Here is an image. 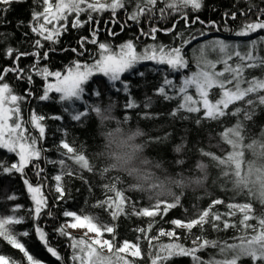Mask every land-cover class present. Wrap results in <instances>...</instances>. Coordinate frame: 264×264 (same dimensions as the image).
<instances>
[{
    "label": "trees",
    "instance_id": "trees-1",
    "mask_svg": "<svg viewBox=\"0 0 264 264\" xmlns=\"http://www.w3.org/2000/svg\"><path fill=\"white\" fill-rule=\"evenodd\" d=\"M35 5L33 0H26L24 3H13L10 10L6 14L0 15V67H9L13 64L11 59L5 58L4 52L11 47L19 49L21 52H32L34 49L31 46L32 41L37 37L30 33L27 26L32 19V8ZM236 7H246L244 0H203V7L199 12L189 10V23L196 16L206 23L208 21H216L221 26V31H216L212 28H204L203 25L196 23L191 25V29L185 28V23L179 17L169 18L156 22L158 27L171 28L172 23L176 22L177 32L184 34L186 39L190 32H198L204 29L208 33L207 36L200 37L198 40H193L191 44L183 48V55L188 61V67L178 72H172L164 66H157L151 61H145L137 65L136 69L131 72H126L122 75V79L130 84L131 97H127L122 93L112 94L108 88L107 78L102 74H96L88 83L84 85L85 96L80 102L75 105H68L59 102V94L50 93L49 101H40L37 97L42 94L45 86V81L36 75H33V84L29 85L26 81H18L12 73L6 77V81L14 89L18 95L24 96L26 90L31 88L33 96L21 103V114L25 120L29 119L30 114L35 112L38 115L45 117L42 123L45 126V136L40 139L39 133L28 125V130L31 135L38 138L37 147L41 149V158L30 163L25 172L27 177L35 184V168L33 164H38L43 169L42 176L45 178L41 183L45 184V194L49 197V205L54 213V217L47 215L42 216L39 223L48 233L50 243L58 249V251L67 259L70 250L68 249V239L60 236L53 231L59 225L65 224L68 218L61 215L64 210L75 211L79 215H89L96 217V223L115 226V236L117 244H121L124 240L137 242V237H140V245L143 259H137L136 264H150L147 258L148 242L143 238V234L136 231L138 228L147 229L149 224L153 227L149 230L148 235L157 236L159 229L171 231L174 225L170 223L173 219H181L183 221L194 218L201 210L207 209L213 199H222L224 204L217 205L213 211L224 213L228 211L226 205L229 203L253 204L256 215L264 214V200L256 201V195L264 189V152L260 151V144L264 143V138L260 137V132L264 130V106L259 104L247 105L243 101H238L229 106L228 112L235 111L236 108L241 109L239 116H226L221 121L207 120L203 116V110L200 113H187L181 111L178 116H172L171 113L177 109L179 103V94L172 88H167L169 95L176 96L172 100H165L162 96L156 93L157 88L162 82L163 76L168 75L177 86H181V81L185 76L191 75L197 71L196 63L200 58L201 53L199 48L201 45L215 40L223 39L229 43L245 44L249 39H256L257 34L251 37H236L229 32L223 31L224 18L223 13L234 11ZM132 9V5H128V10ZM112 14L104 12L97 16L99 19V41L110 42L113 47L122 44L123 42L133 38L138 34V27L133 25L131 28H126L121 32L120 24L114 26L111 23L106 25V21L111 20ZM86 15H82L81 19L85 20ZM125 12L121 10L117 13V19L123 22ZM72 17L69 18L71 22ZM23 22V23H21ZM69 22L68 31L60 36V42L51 45L49 42H44V49L55 47L57 51L49 54L48 60H41V66H47L50 71H61L65 73L66 67L70 66L74 60H79L81 63L93 62V54L97 51V46L86 44L85 51L82 56H77L71 51L63 52L64 48H77L79 46L76 41L81 36H89L94 24H85L79 29H72ZM240 19L236 22L228 21V26L236 28ZM131 23V22H129ZM141 26L148 28L151 25L142 20ZM108 28L112 31L120 33L116 37L108 35ZM28 33V35H25ZM176 33L164 34L157 33V42L169 46H178L180 41L175 40ZM264 35V32L259 33ZM154 43L151 39L142 37L137 42V50L140 51L146 44ZM41 50V51H43ZM243 50V49H241ZM205 58L209 60L217 59V53L206 50ZM235 60V58H234ZM33 63V57L27 56L21 58L19 67ZM234 63V61H230ZM157 68L161 69L157 71ZM223 65H217V71L222 70ZM143 72L144 76L138 75ZM246 79L252 77H264V70L247 69L244 73ZM54 78L50 77L49 81ZM100 88L104 93L97 99L92 90ZM189 94L196 98L195 89L190 88ZM220 90L214 88L209 93V99L215 101L220 98ZM264 94V93H261ZM134 99L138 105L135 108L125 109L123 105L127 99ZM255 99V96L252 97ZM150 102V107H145L146 103ZM84 104H96L99 109L98 113L89 114L80 122H74L69 119L66 108L83 109ZM246 110L252 113L248 119H243V111ZM61 116V120H55L51 117ZM147 117V118H146ZM187 117V119H183ZM200 118L201 124L195 123L197 118ZM125 129L139 128L144 135L137 140V143H143L145 152L150 163L147 167L153 173L155 180L154 187L156 192H148L146 189L135 190L130 187L135 181L124 173L115 171L107 166V161L103 158V149L105 144V134L109 129H114L117 126ZM239 130L233 134L232 128ZM225 128L228 131L227 138L221 130ZM167 135V139H160L157 143V138H163ZM65 140L74 147L77 154H82L88 159L93 171L81 168L73 159H68L62 155L66 150L59 148V144ZM236 144L233 149L232 145ZM252 144L255 147H249ZM231 156L233 159L228 160ZM18 158L15 154L7 153L0 149V160L8 163L15 162ZM64 160L67 165L63 169L65 173L71 172V175L65 174L62 178V184L65 189V199L62 201L55 200L54 185L52 179L57 174H61L62 169L58 163ZM223 161V162H222ZM233 167L230 168L229 164ZM236 168L244 171L246 174L251 172L254 181L245 187H239L235 181L234 175H227L235 172ZM0 215L11 214V208L14 204L22 205L23 207L16 213L17 216H24L25 223L14 225L13 231L19 234L28 231V237L20 236L19 239L25 244L27 250L36 259L41 261V264H59L45 249L39 241L33 230V222L28 218L27 209L32 207V201L26 192L18 174L9 178L7 176L0 178ZM115 185L117 190L124 191L128 198L125 210L126 214L119 216L113 220L109 210L106 208L97 207L98 202L107 199L108 196H114V193L107 192L106 185ZM15 193L18 199L9 201L5 196ZM180 202V205L169 209L166 215H157L155 217L137 216L132 214L131 205H135L137 209L150 207L155 202ZM163 208V205L161 206ZM242 214L237 212L235 216L224 217L230 223L238 225ZM255 223V221H250ZM179 242L185 246H191L192 236L185 229H175ZM203 235L208 239L228 240L232 241L234 236H239L241 233L238 229H228L227 231H215L210 225H205L201 230L199 227L192 229V235ZM72 237L80 238L85 235H77L70 233ZM87 238V237H85ZM105 239H111V234L105 233ZM157 243L170 242L168 237H160ZM0 254L11 257L17 261H23L22 253L17 249H13L3 239H0ZM107 255V252L105 251ZM204 259L215 256L219 257L218 250L206 249L199 253ZM170 264H191L188 257H176L170 261ZM241 264H251L249 260H243Z\"/></svg>",
    "mask_w": 264,
    "mask_h": 264
},
{
    "label": "snow or ice",
    "instance_id": "snow-or-ice-1",
    "mask_svg": "<svg viewBox=\"0 0 264 264\" xmlns=\"http://www.w3.org/2000/svg\"><path fill=\"white\" fill-rule=\"evenodd\" d=\"M26 0H0V15L6 14L13 3H24ZM246 7H236L234 11L223 13L224 24L223 31L229 32L236 37H251L257 34L256 39H249L245 44L229 43L223 39H215L200 46V58L197 60V71L191 75L185 76L181 81V86L177 89L176 84L168 75L163 76L162 82L156 90V93L165 100H172L176 96L169 95L167 88H172L179 94V103L176 110L171 115L178 116L181 111L187 113H200L203 110V116L207 120L221 121L226 116H239L241 109L236 108L233 112H228L229 106L243 101L247 105L259 104L264 106V77L245 78L247 69L264 70V0H244ZM35 5L32 8V19L28 23L30 33L37 38L32 41V52H21L19 49L7 48L4 52L5 58L11 59L13 64L9 67H0V149L7 153L15 154L18 158L15 162L8 163L0 160V178L13 177L18 174L25 185L26 192L32 201V207L27 209L28 218L33 222V230L39 241L43 244L46 251L59 262V264H136L137 259H143L140 245V237L137 242L124 240L121 244H117L115 236V226L106 224H97L96 217L89 215H79L75 211L64 210L61 215L65 218H71L73 222H65L53 229L55 233L66 237L69 241L68 249L70 253L65 258L56 247L50 243L49 235L39 223L42 216L47 215L54 217V213L49 205V197L45 194V184L41 183L45 178L42 176L43 169L38 164H33L35 168L36 183L34 184L25 172V169L33 161L41 158V149L37 147L38 138L30 134L28 125H31L39 133V138L45 136V126L42 123L45 117L35 112L30 114L29 119L25 120L21 114V103L33 96L31 88L26 90L24 96L18 95L14 89L6 81L9 73L14 75L18 81H26L29 85L33 84V75L41 77L45 81L42 94L37 98L40 101H49L50 93L59 94V102L68 105H75L76 102L83 100L85 96L84 85L88 83L90 78L100 73L107 78L108 88L112 94L122 93L127 97H131L130 84L122 79V75L136 69L137 65L145 61H151L157 66L166 65L172 72H178L188 67V61L183 55V48L191 44L193 40L207 36L208 33L204 29L198 32H190L185 39L184 34L177 32L176 22L172 23L171 28L158 27L156 22L168 20L169 18L179 17L185 23L186 29H191V25L199 23L204 28H212L221 31V26L216 21H208L207 23L196 16L189 23V10L199 12L203 7V0H33ZM132 5V9L128 10V5ZM123 10L125 18L123 22L117 19V13ZM104 12L112 14L111 20L106 21V25L111 23L113 26L120 24L121 32L133 25L138 27V34L133 38L123 42L115 48L110 42L99 41V19L97 16ZM86 15V19L82 20L81 16ZM72 17L71 22L69 18ZM240 19L236 28L228 26V21L236 22ZM142 20L147 21L151 26L147 29L141 26ZM69 22L72 29H79L85 24L92 25L89 36H81L77 41V48H64L63 52L71 51L77 56H82L85 51L86 44L97 46V51L93 54V62L91 64L79 60H74L72 64L65 69V73L61 71H50L47 66H41V60H48L51 52L57 51L55 47L44 49V42L47 41L51 45L60 42V36L68 31ZM131 22V23H129ZM23 23V22H21ZM164 34L176 33L174 39L179 40L178 46H169L157 42V33ZM120 33L114 32L108 28V35L116 37ZM28 35V33H25ZM142 37L151 39L154 43L146 44L142 50H137V42ZM243 49V50H241ZM43 50V51H41ZM206 50L217 53V59L209 60L205 58ZM33 57V63L19 67V61L23 57ZM235 58V60H234ZM234 61V63H230ZM222 64L223 68L217 71V65ZM161 69L157 68V71ZM139 76L143 77L144 73L139 72ZM54 78L55 82H49V78ZM194 88L196 98L189 94V89ZM218 88L221 92L220 98L214 102L209 99V93L212 89ZM93 95L99 99L104 93L100 88L92 90ZM255 96V99L252 97ZM138 105L134 99H127L123 107L125 109L135 108ZM150 107V102L145 104ZM99 109L96 104H84L83 109L66 108L69 119L74 122H80L89 114L98 113ZM252 116L251 112L243 111V119ZM55 120H61L62 117L57 115L51 117ZM147 118V117H146ZM187 119V117H183ZM197 125L201 124L198 117L195 121ZM232 128V127H228ZM238 128H232L233 134ZM227 138L228 131L223 128ZM260 137L264 138V130L260 132ZM160 139H167V135L163 138H157L155 142L159 143ZM233 149L236 144L232 145ZM249 147L255 146L250 144ZM260 151L264 152V143L260 144ZM59 148L66 150L62 155L68 159H73L83 169L89 172L93 171L88 159L82 154H77L73 146L62 140ZM233 158L228 157L231 161ZM223 162V161H222ZM62 169L61 174H57L52 179L55 181L54 192L55 200L62 201L65 199V189L62 184V178L65 174L71 175V172L65 173L63 169L67 168L65 161L62 159L58 162ZM229 167L233 165L230 163ZM227 175H234L235 181L239 187L250 185L254 181V177L249 171L246 174L239 168L235 172ZM0 179V183H2ZM264 183V181H262ZM107 192L114 193V196H108L107 199L98 202L97 207L106 208L110 211L113 220L119 216L125 215V205L128 198L124 191L117 190L115 185H106ZM256 195V201L264 200V189ZM6 200L15 201L18 196L11 193L5 196ZM222 199H213L207 209L201 210L194 218L183 221L181 219H173L170 221L174 225L171 231L163 228L159 229L157 236L148 235L153 224H149L147 229L138 228L136 231L143 234V238L148 242L147 258L150 264H170V261L176 257H188L191 264H241L243 260H249L251 264H264V214L256 215L253 204H233L226 205L228 211L221 213L213 211L217 205L224 204ZM163 205V208L161 207ZM180 205V202H160L157 201L150 207L137 209L135 205H131L132 214L137 216L155 217L157 215H166L169 209ZM22 205L14 204L11 208V214L0 215V239L6 241L13 249L22 253L23 261H17L9 256L0 254V264H41L27 250L24 243L19 239L20 236L28 237V231L16 234L13 226L25 223L24 216H17L16 213L22 208ZM237 212L242 214L238 225L230 223L224 217L235 216ZM250 221H255L251 223ZM205 225H210L213 230L227 231L228 229H238L241 233L234 236L232 241L208 239L203 235H192V229L199 227L204 229ZM86 228L88 233H94L90 238L72 237L67 228ZM185 229L191 238V246H185L179 242V237L175 229ZM105 233L111 234V239H105ZM168 237L170 242L157 243L160 237ZM206 249H215L219 252V257L215 256L204 259L199 253ZM107 252V255L105 254Z\"/></svg>",
    "mask_w": 264,
    "mask_h": 264
},
{
    "label": "clouds",
    "instance_id": "clouds-1",
    "mask_svg": "<svg viewBox=\"0 0 264 264\" xmlns=\"http://www.w3.org/2000/svg\"><path fill=\"white\" fill-rule=\"evenodd\" d=\"M143 135L139 128L129 130L118 125L109 129L104 137L103 158L108 162L109 168L124 173L135 181L130 187L137 191L146 189L148 192H156L153 173L147 167L150 160L144 155L143 143H137Z\"/></svg>",
    "mask_w": 264,
    "mask_h": 264
},
{
    "label": "rangeland",
    "instance_id": "rangeland-1",
    "mask_svg": "<svg viewBox=\"0 0 264 264\" xmlns=\"http://www.w3.org/2000/svg\"><path fill=\"white\" fill-rule=\"evenodd\" d=\"M97 74H100V73H97ZM96 75V74H95ZM95 75H93L91 78H93ZM90 78V79H91ZM49 82H55V80L53 79L52 81H49ZM58 94V93H57ZM66 222V221H65ZM67 222H69V223H71V222H73L72 221V219L71 218H68L67 219ZM67 232H69V233H72V234H77V235H85V233L87 232V229L86 228H70V227H68L67 229ZM92 236H94V233H88V236H87V238H90V237H92Z\"/></svg>",
    "mask_w": 264,
    "mask_h": 264
}]
</instances>
